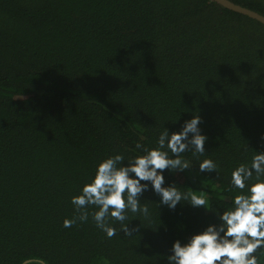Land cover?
<instances>
[{
  "label": "trees",
  "instance_id": "1",
  "mask_svg": "<svg viewBox=\"0 0 264 264\" xmlns=\"http://www.w3.org/2000/svg\"><path fill=\"white\" fill-rule=\"evenodd\" d=\"M229 1L264 16V0ZM197 116L206 154L182 153L191 167L165 171V186L209 211L170 210L149 185V216L127 212L132 236L109 218L107 238L91 215L63 227L101 159L143 155L137 143L157 148ZM262 135V24L212 0H0V264H167L174 240L231 206V172ZM204 159L216 173L199 172Z\"/></svg>",
  "mask_w": 264,
  "mask_h": 264
},
{
  "label": "clouds",
  "instance_id": "2",
  "mask_svg": "<svg viewBox=\"0 0 264 264\" xmlns=\"http://www.w3.org/2000/svg\"><path fill=\"white\" fill-rule=\"evenodd\" d=\"M201 117L185 120L178 132L165 128L158 139L157 148H146L137 143L136 148L144 154L125 162V157L116 154L101 159L94 174L85 180L78 195L71 203L78 215L63 221L64 228L79 222H87L91 215L96 227L111 239L117 235L109 218L121 224L125 236L139 232L141 225L129 227L127 212L149 216L147 205H141V197L151 191L160 198L159 203L175 210L182 200L189 201L193 208L206 207L203 194L181 193L176 183L165 186L164 172H183L191 167L181 154L193 150L194 155H205L208 139L199 127ZM264 140V135L261 136ZM167 149L171 152L169 156ZM174 157V158H173ZM200 173L217 170L216 163L204 159L199 163ZM231 186L239 192L232 197L226 210L213 212L218 223H209L201 231L191 234L185 242L173 241L167 264H264V151H254L250 166L239 164L231 172ZM246 190V191H245ZM89 208L95 210L91 213ZM22 264H45L42 258H25Z\"/></svg>",
  "mask_w": 264,
  "mask_h": 264
},
{
  "label": "water",
  "instance_id": "3",
  "mask_svg": "<svg viewBox=\"0 0 264 264\" xmlns=\"http://www.w3.org/2000/svg\"><path fill=\"white\" fill-rule=\"evenodd\" d=\"M212 1H214L218 5H220L221 7L229 11L246 16L264 26V16L259 14L256 11H253L241 5L235 4L229 0H212Z\"/></svg>",
  "mask_w": 264,
  "mask_h": 264
}]
</instances>
